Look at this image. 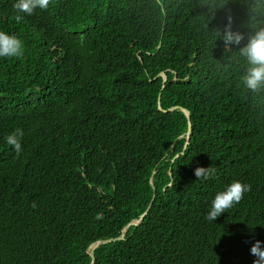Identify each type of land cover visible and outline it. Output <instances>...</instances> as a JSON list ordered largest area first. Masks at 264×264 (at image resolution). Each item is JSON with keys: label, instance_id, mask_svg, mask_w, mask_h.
Listing matches in <instances>:
<instances>
[{"label": "trees", "instance_id": "trees-1", "mask_svg": "<svg viewBox=\"0 0 264 264\" xmlns=\"http://www.w3.org/2000/svg\"><path fill=\"white\" fill-rule=\"evenodd\" d=\"M16 2L0 0L24 45L0 57V264H253L264 89L222 33L243 46L264 0H53L20 22ZM233 181L251 191L209 221Z\"/></svg>", "mask_w": 264, "mask_h": 264}, {"label": "clouds", "instance_id": "clouds-1", "mask_svg": "<svg viewBox=\"0 0 264 264\" xmlns=\"http://www.w3.org/2000/svg\"><path fill=\"white\" fill-rule=\"evenodd\" d=\"M52 3L53 0H17L13 5L18 13L15 20L20 22L23 19V16L19 13L31 16L37 8L47 10ZM222 39L226 45L239 46L240 55L246 59L249 65L243 77L244 85L254 92L264 89V26H259V23L254 24L253 31L247 35L246 43L240 46L245 41V35L240 32H233L229 22L222 33ZM23 54L24 45L22 40L16 35L0 31V57H21ZM22 137V129L17 128L6 138L7 144L13 147L17 155L22 152ZM215 171L212 166L207 168L197 167L194 174L197 180H207L215 174ZM250 191L251 185L233 181L225 191L218 192L215 195L206 218L209 221H216L221 214L239 204L245 193ZM35 206V202H33V207ZM262 244L264 242L256 240L250 248L251 255L256 257L253 264H264V247H262Z\"/></svg>", "mask_w": 264, "mask_h": 264}, {"label": "water", "instance_id": "water-1", "mask_svg": "<svg viewBox=\"0 0 264 264\" xmlns=\"http://www.w3.org/2000/svg\"><path fill=\"white\" fill-rule=\"evenodd\" d=\"M182 111H183V113L185 114V116L188 118V113H187V111H185V110H182ZM190 134H191V129H190V125L188 124V129H187V133H186V141H187V142L189 141ZM148 209H149V207H148ZM148 209H147V211H148ZM147 211H146L143 215H141V217H140L138 220L131 221V222H130V223H129V224L123 229V232L126 231V228H127L128 226L139 224V223L142 221L143 217L146 215ZM122 237H123V235L120 236V237L117 238V239H109V240L98 241V242H96V243L90 245V246L88 247V249L86 250V252L89 254V256H90V257L92 258V260H93V250H94L95 248H97V247L100 246V245H103V244H106V243H109V242H112V241H115V240H118V239H122Z\"/></svg>", "mask_w": 264, "mask_h": 264}]
</instances>
